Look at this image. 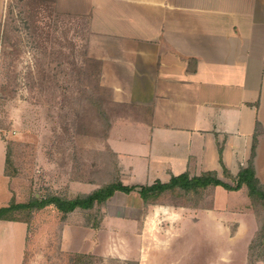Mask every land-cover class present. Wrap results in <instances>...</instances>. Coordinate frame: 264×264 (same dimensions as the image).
<instances>
[{"label":"rangeland","instance_id":"374dc122","mask_svg":"<svg viewBox=\"0 0 264 264\" xmlns=\"http://www.w3.org/2000/svg\"><path fill=\"white\" fill-rule=\"evenodd\" d=\"M6 7L0 18V135L10 173L17 175V201L88 195L116 172L139 185L180 173L156 159L145 170L144 146L151 137L141 131L133 138L126 124H117L141 111L115 102L113 89L102 85L98 57L106 50L92 30L91 14L70 11L68 0H14ZM109 124L115 126L110 145L132 152L122 159L124 167L108 145ZM4 156L0 143V167ZM218 177L231 183L222 173ZM7 182L0 174V208L10 198ZM202 202L200 210L148 208L135 192H117L89 211L64 215L48 206L33 213L29 227L0 222V264H19L21 245L25 264H75L73 253L91 255L83 264L264 261L260 241L253 240L259 229L255 214L237 213L246 212L243 192L218 188Z\"/></svg>","mask_w":264,"mask_h":264},{"label":"crops","instance_id":"0c3cea01","mask_svg":"<svg viewBox=\"0 0 264 264\" xmlns=\"http://www.w3.org/2000/svg\"><path fill=\"white\" fill-rule=\"evenodd\" d=\"M13 1L0 0V18ZM68 4L72 12L91 14L92 30L101 35L106 50L98 57L102 85L113 89L115 102L141 111L117 124H126L133 138L141 131L152 138L144 146L149 154L145 170H151L156 159L181 168L177 175L220 174L222 165L236 175L248 165L257 130L253 165L264 184V0H68ZM0 143L5 152L0 174L10 192L1 208L12 201L25 204L17 201L18 189L13 188L17 177L6 173L7 143L1 135ZM110 149L124 167L122 159L132 152L121 153L112 145ZM129 169L134 171V166ZM118 177L125 185H139L124 182L120 172ZM246 202L247 206V198ZM20 251L18 262L25 264L22 245ZM260 262L264 263L255 264Z\"/></svg>","mask_w":264,"mask_h":264},{"label":"trees","instance_id":"16d2710c","mask_svg":"<svg viewBox=\"0 0 264 264\" xmlns=\"http://www.w3.org/2000/svg\"><path fill=\"white\" fill-rule=\"evenodd\" d=\"M110 128L111 126L109 124L107 131ZM259 135V131L256 130L253 136L251 155L246 167H241L236 175H232L222 165V175L232 184L222 181L216 172H204L198 176H190L189 173H182L177 176H172L168 182L156 181L151 185L129 186L125 185L119 179L118 172H116L113 181L94 190L88 195L77 196L72 199H64L56 195H46L44 199L33 196L32 200L27 201L25 204H16L12 201L9 206L0 209V219L23 221L30 226L35 211H39L48 206H54L64 215L73 213L76 210L89 211L95 207L104 205L117 192L123 194L135 192L139 195L144 206L148 208L166 205L170 208L200 209L203 205V197L210 194L214 189L221 187L229 192H245L248 200L246 211H252L259 224V229L254 235L253 240L260 241L263 248L262 256H264V184L257 179L253 165ZM9 161L7 147L6 173L8 176L16 177L17 175L10 173ZM23 213L27 216L29 214V216L25 218L21 217ZM255 240L254 243L256 242ZM89 256L91 255L73 253L72 261L75 264H83ZM256 262L251 261L250 264H255Z\"/></svg>","mask_w":264,"mask_h":264}]
</instances>
